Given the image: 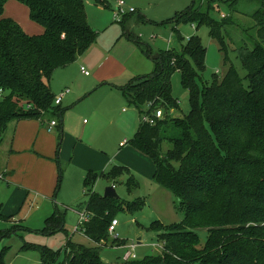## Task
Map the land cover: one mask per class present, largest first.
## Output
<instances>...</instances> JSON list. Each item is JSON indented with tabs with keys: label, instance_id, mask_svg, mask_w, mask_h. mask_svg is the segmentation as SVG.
Returning a JSON list of instances; mask_svg holds the SVG:
<instances>
[{
	"label": "trees",
	"instance_id": "1",
	"mask_svg": "<svg viewBox=\"0 0 264 264\" xmlns=\"http://www.w3.org/2000/svg\"><path fill=\"white\" fill-rule=\"evenodd\" d=\"M8 1L0 0V89L4 92L0 98V146L1 134L12 120L47 115L63 118L61 106L54 104L52 77L57 69L75 63L98 39L83 0H15L43 27V33L35 36L5 16ZM93 1L109 7L107 0ZM194 10L193 1L174 20L210 28L225 52L224 64L229 65L225 76L199 90L194 79L206 68L207 50L200 38L191 37L180 53L161 50L153 56L149 50L154 72L119 88L140 115L163 112L153 125L141 122L127 143L150 157L154 181L169 189L185 210L184 220L177 226L160 221L150 224L162 243L161 254L123 264H264V0L253 15L257 34L253 46L237 49L247 86L226 52L223 28L231 22L218 23ZM176 71L189 93L190 110L182 117L171 116L179 110L171 87ZM145 107L147 111H143ZM123 169L115 167L101 177L117 179ZM96 182L97 175L91 172L83 182L89 197L86 210L91 215L83 234L98 246L88 248L69 240L64 264H104L99 249L109 240L112 221L121 213L134 215L144 208L140 197L129 202L98 194L93 189ZM131 183L134 178L127 185ZM10 219L3 214L0 200V221ZM46 225V231L64 229L63 219L56 215ZM199 230L207 233L204 243ZM22 249L39 252L42 264H56L60 256V252L33 244ZM6 250L0 252V264H5Z\"/></svg>",
	"mask_w": 264,
	"mask_h": 264
},
{
	"label": "rangeland",
	"instance_id": "2",
	"mask_svg": "<svg viewBox=\"0 0 264 264\" xmlns=\"http://www.w3.org/2000/svg\"><path fill=\"white\" fill-rule=\"evenodd\" d=\"M83 1L98 39L79 60L57 69L52 77L51 85L57 94L61 88L70 89L61 107L63 118L47 115L43 121L12 120L1 134L0 200L3 214L11 218L0 221V252L7 249L3 255L5 264H42L39 252L22 249L28 244L60 252L56 264H64L69 240L88 248L98 246L80 230L75 231L79 213L89 200L83 186L89 172L97 175L93 189L98 194L104 195L108 186H115L122 200L132 202L140 197L145 202L140 212L116 217L119 224L115 233L99 249L104 264H123L132 243L138 244L134 252L137 260L162 253V243L149 229L150 224L160 221L165 226H177L184 220L185 210L169 189L154 181L155 167L150 157L130 144L120 145L135 136L143 116L116 85L126 86L154 72L149 50L153 56L161 50L180 53L191 37L200 38L207 50L206 68L194 79L199 90L225 76L229 69L223 60L225 52L211 36L210 28L174 20L192 7L193 1L195 12L207 14L218 23L231 22L223 28L226 52L244 85L248 84L237 49L252 47L257 38L253 15L260 0H123L135 10L124 22L123 17L130 13L115 18L120 0H107L109 7L96 5L93 0ZM5 15L30 36L44 31L20 2L9 0ZM81 66L89 76L81 73ZM181 80L179 71L172 74V95L179 102V110L172 112V117H182L190 110L189 93ZM52 119L59 127L63 120V130L48 133L46 126ZM115 167H124L119 178L101 177ZM132 178L134 183L128 186ZM54 215L63 219L64 229L46 231V220ZM198 235L204 243L207 233L199 230Z\"/></svg>",
	"mask_w": 264,
	"mask_h": 264
},
{
	"label": "built area",
	"instance_id": "3",
	"mask_svg": "<svg viewBox=\"0 0 264 264\" xmlns=\"http://www.w3.org/2000/svg\"><path fill=\"white\" fill-rule=\"evenodd\" d=\"M117 11L118 12L115 14V18L116 19L117 18H120L121 15L124 16L127 13H133L135 10L133 8H128L126 6V3L123 0H120L119 3H118ZM119 21H121V20L119 19ZM193 27H195V26L193 25ZM81 71L85 75H87V76L89 75V72L84 67L81 68ZM69 92H70L69 89H65L62 92H60L59 94H57L56 97H55L54 104L56 106H60L61 103H62V101H63V98ZM3 94H4V92L0 89V98H2ZM149 106H151V104ZM162 116H163V112L161 110H156L153 113V116L152 115L150 116V115L144 114L143 115V118H142V122L149 123V124L153 125L155 123L156 119H160V118H162ZM57 125H58V122H57L56 119L51 120L50 123H49V125H48V127H47V131L50 132V133L53 132L54 129H55V127ZM79 216H80L79 223H78L77 227L75 228V231H79L80 230V232L83 234V232H84V225H85L86 222L89 221L91 215L85 209L84 211H82V212L79 213ZM118 224L119 223H118V220L117 219H115V220L112 221V223H111V225L109 227V234L110 235H113L115 233L116 227L118 226ZM137 245L138 244H136V243H132V244L129 245V247L127 249H129L130 251L126 255V258H125L126 261L137 259L136 254L134 253L135 250H136V248H137Z\"/></svg>",
	"mask_w": 264,
	"mask_h": 264
},
{
	"label": "crops",
	"instance_id": "4",
	"mask_svg": "<svg viewBox=\"0 0 264 264\" xmlns=\"http://www.w3.org/2000/svg\"><path fill=\"white\" fill-rule=\"evenodd\" d=\"M5 16H7V15H5ZM7 17H11V16H7ZM82 56H83V55H82ZM82 56H81V57H82ZM81 57H80V58H81ZM80 58H79V59H80ZM79 59H78V60H79ZM82 67H84V66H81V68H82ZM81 68H80V70H81ZM84 68H85V67H84ZM81 73L83 74L82 71H81ZM84 75H85V74H84ZM89 75H90V73H89ZM89 75H88V76H89ZM86 76H87V75H86ZM105 80H106V81H109L108 78H106ZM106 84H108V83H106ZM51 86H52V85H51ZM116 86H117V87H116L117 89L120 88L119 86L123 87V85H116ZM52 89H53V91L55 92V94L57 95V91H56L53 87H52ZM65 89H69V88H68V87H65ZM65 89H64V90H65ZM69 90H70V89H69ZM62 91H63V89L61 88V89L59 90V93L62 92ZM59 93H58V94H59ZM69 93H70V92H69ZM69 93H68V94H69ZM68 94H67V95H68ZM65 97H66V96H65ZM63 101H64V98H63ZM63 101H62V103H61V105H60L61 107L63 106ZM125 111H126L125 108H123V112H125ZM41 120L43 121V118H42ZM52 120H54V119H52ZM20 122H22V121H19L18 123H20ZM63 123H64V121L62 120V121H61V124H60V127H59V125H57V126L55 127V129L59 128L60 130H61V129L63 130ZM48 125H49V123L47 124L46 128L48 127ZM55 129H54V131H55ZM54 131H53V132H54ZM47 132H48V131H47ZM53 132H51V133H53ZM48 133H50V132H48ZM127 142H128V141H126V139H124V140L120 143V145H121L122 147H126L127 144H128ZM60 169H61V168H60ZM154 170H155V169H154ZM84 193H85V191H84ZM1 202H2V201H1ZM11 217H12V216H11Z\"/></svg>",
	"mask_w": 264,
	"mask_h": 264
},
{
	"label": "water",
	"instance_id": "5",
	"mask_svg": "<svg viewBox=\"0 0 264 264\" xmlns=\"http://www.w3.org/2000/svg\"><path fill=\"white\" fill-rule=\"evenodd\" d=\"M104 197L107 198H112V199H119L120 196L118 195L115 186H108L105 190V193L103 195Z\"/></svg>",
	"mask_w": 264,
	"mask_h": 264
}]
</instances>
